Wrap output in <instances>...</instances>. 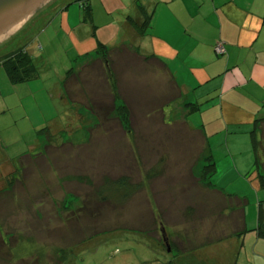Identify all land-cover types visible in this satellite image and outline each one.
Wrapping results in <instances>:
<instances>
[{
	"label": "crops",
	"instance_id": "1",
	"mask_svg": "<svg viewBox=\"0 0 264 264\" xmlns=\"http://www.w3.org/2000/svg\"><path fill=\"white\" fill-rule=\"evenodd\" d=\"M93 1H77L79 16L65 1L53 14L73 43L70 69L79 72L97 62L91 61L100 44L111 55L116 52L111 61L118 87L115 105H127L139 125L131 146L149 150L163 137L164 146L181 148L136 153L139 165L149 163L148 173L136 181L137 209L144 213L148 208L153 213L148 225L167 231L163 242L146 235L140 240L165 254L161 264H264L252 136L256 121L264 118V0H121L105 17ZM147 14L150 24L140 33L137 25ZM220 43L223 55L215 51ZM122 128L117 123V130ZM145 130L149 137L142 141L137 132ZM39 137L25 146L26 153L13 157L0 136V168L37 156ZM175 163L180 165L174 173L169 165ZM208 166L214 171L205 174ZM146 225L145 216L136 223ZM8 242L0 236L2 247ZM24 242L40 243L38 237L21 236ZM163 243L166 248L160 250Z\"/></svg>",
	"mask_w": 264,
	"mask_h": 264
},
{
	"label": "rangeland",
	"instance_id": "2",
	"mask_svg": "<svg viewBox=\"0 0 264 264\" xmlns=\"http://www.w3.org/2000/svg\"><path fill=\"white\" fill-rule=\"evenodd\" d=\"M64 1L79 16L78 0H55L0 45V58L24 47L37 67L33 80L15 84L0 64L1 140L4 146L10 145L9 153L15 157L26 153L28 143L36 139L37 133L40 136L36 150L39 153L31 157L34 159L25 157L7 167L1 164L0 236L9 238V242L3 247L0 245V264L164 263V253L156 251L147 239L140 240L146 235L163 242L164 234L163 228L148 225L153 217L148 208L144 213L138 211L139 196L135 194L126 202L111 198L110 203H103L105 197L99 191L105 180L123 176L130 177L131 184L136 186V181H140L149 168V163L139 165L136 153L146 155L152 149L160 153L181 148L164 146L163 137L158 138L160 145L149 150L144 145L131 146L130 143H136V125L139 127L133 119L129 126L119 120L103 124L90 105L93 98L97 101V97L105 96L107 102L112 98L106 83L107 74L96 65H87L83 70L82 91L72 88L75 102H70L74 108L70 114L71 125H68L70 107L60 94L75 54L73 43L53 15L61 5L59 2ZM120 1L94 0V9L105 17L109 7L115 9ZM81 6L84 7L83 2ZM115 55L116 52L110 57L113 63ZM101 56L98 54L91 62ZM113 63L110 66L114 69ZM133 110L136 111V107L133 106ZM117 123L123 127L121 131L117 130ZM137 134L142 141L148 140V130ZM152 134L155 139L157 135ZM258 150L261 161L258 171L264 174L263 132ZM187 159L189 164L186 162V165H193L188 156ZM179 165H169V170L175 173ZM260 197L264 198L262 189ZM82 207L85 209L79 212ZM90 209H96V213L92 214ZM142 216L147 225L136 226ZM261 227L264 232V221ZM139 230L145 232L140 234ZM21 236L38 237L40 243L20 244ZM159 247L163 250L166 243ZM16 254L27 259L19 260Z\"/></svg>",
	"mask_w": 264,
	"mask_h": 264
},
{
	"label": "trees",
	"instance_id": "3",
	"mask_svg": "<svg viewBox=\"0 0 264 264\" xmlns=\"http://www.w3.org/2000/svg\"><path fill=\"white\" fill-rule=\"evenodd\" d=\"M151 16L147 14L145 22L143 25H137L139 27V30L142 33L144 29L150 24ZM17 37V35L15 36ZM97 53L99 55H102L97 63H94L92 65L98 66L103 72H105L106 77V83L109 86L110 96L112 100L105 101V96L103 99L100 97H97V101H95V98H93V103L90 105L91 109L93 110L94 114L101 120L103 124H107L109 120H113L112 116L113 114L117 113L116 118L119 119L121 123L124 124V126H129V123L131 121V113L129 107L127 105H124L123 107H116L115 101L118 99V92H117V81L115 78V72L112 66H110L111 63V51L108 47L100 44ZM0 64H2L11 81L15 84L17 83H27L31 80H33L37 76V67L35 65V62L33 58L29 55V53L26 51L24 47H21L19 49H16L15 51H11L4 56L0 58ZM90 65V66H92ZM112 67V68H111ZM85 68H88L87 65L82 68L80 72L74 71V69H70L61 86V98L66 99L68 102L69 107L73 106L71 101L73 100L75 102V98H73L71 91L72 88L75 87L79 91H82V82H83V70ZM85 71V70H84ZM85 83V82H83ZM95 101V102H94ZM71 102V103H70ZM257 128L253 131V141H254V150L256 152V171L258 172V178L261 185V189L264 190V174L259 173V167L261 164L260 157H259V144H260V138L262 132L264 133V118H260L256 121ZM259 129L261 131L260 136L259 135ZM129 130V129H128ZM130 132V130H129ZM127 133V132H126ZM214 171V167L208 166L205 167L204 172L205 174H209L210 172ZM110 192L107 194V192ZM99 194L102 196L104 195L105 198L102 201L103 203H110L111 198H117L118 200H121V202H126L130 200V198L136 194V186L134 184H131V178L128 176L119 177L113 180H105L103 184L100 186ZM98 194V195H99ZM97 195V196H98ZM99 197V196H98ZM90 203V201H88ZM264 198H262L259 202V224H258V234L260 236L264 237V232L262 230L261 224L264 221ZM85 207H82L79 209V212L83 211ZM90 212L92 214L96 213V209H90ZM141 232H145L143 230H140ZM162 231H165V227ZM166 233L164 232V236ZM166 237V236H165ZM169 247H172L171 243H169Z\"/></svg>",
	"mask_w": 264,
	"mask_h": 264
},
{
	"label": "water",
	"instance_id": "4",
	"mask_svg": "<svg viewBox=\"0 0 264 264\" xmlns=\"http://www.w3.org/2000/svg\"><path fill=\"white\" fill-rule=\"evenodd\" d=\"M55 0H0V45ZM170 250V249H169Z\"/></svg>",
	"mask_w": 264,
	"mask_h": 264
},
{
	"label": "built area",
	"instance_id": "5",
	"mask_svg": "<svg viewBox=\"0 0 264 264\" xmlns=\"http://www.w3.org/2000/svg\"><path fill=\"white\" fill-rule=\"evenodd\" d=\"M215 51H216V53L218 55H223L226 52L225 47H224V44H222V43L218 44L216 46V48H215Z\"/></svg>",
	"mask_w": 264,
	"mask_h": 264
},
{
	"label": "flooded vegetation",
	"instance_id": "6",
	"mask_svg": "<svg viewBox=\"0 0 264 264\" xmlns=\"http://www.w3.org/2000/svg\"><path fill=\"white\" fill-rule=\"evenodd\" d=\"M54 3V2H53Z\"/></svg>",
	"mask_w": 264,
	"mask_h": 264
}]
</instances>
